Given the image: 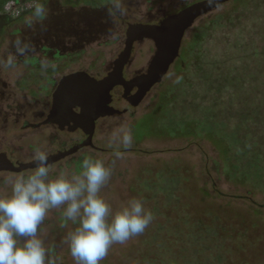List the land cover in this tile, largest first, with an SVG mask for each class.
I'll return each mask as SVG.
<instances>
[{
	"label": "rangeland",
	"instance_id": "obj_1",
	"mask_svg": "<svg viewBox=\"0 0 264 264\" xmlns=\"http://www.w3.org/2000/svg\"><path fill=\"white\" fill-rule=\"evenodd\" d=\"M93 1L99 5L112 0ZM147 1L117 0L110 25L105 21L98 26L84 19L81 36H73L63 44L62 56H75V60L79 56L83 68L88 70L92 63L88 56L93 50H101L107 41L113 43L105 54L108 56L112 51L116 55L121 26L125 21L145 17ZM243 2L264 7L261 0H232L208 13L192 27L193 42L188 49H181L175 64L178 68L185 63L188 69L179 72L174 68L147 104L127 109L125 124L115 115L97 122L93 141L99 151L94 157L112 169L109 181L101 189V197L113 212L129 199L140 198L154 217L142 234L124 244H114L100 264H143L142 261L149 260L151 251L159 253L161 260L169 259L170 249L177 251L173 259L181 262L190 257L189 261L196 263L199 252L195 250L204 249L201 260L210 262L206 264H218L223 257L221 264H264V118L260 121L261 112L264 117V56L245 59L239 66L243 77L231 92H225L217 101L201 99L203 83L196 85L195 95L191 92L194 97L188 98L190 105L184 98L173 105L172 100L177 96L171 98L180 85L194 82L193 46L199 31L206 30L211 35L215 22L240 16ZM29 4L20 6L14 14ZM128 5L133 8L128 10ZM262 9L255 5L233 22L241 28L256 26L257 42L232 43V46L240 50L252 47L264 50ZM220 49L218 40L212 49L215 56ZM233 55L241 54L234 52ZM110 61L105 57L97 62L102 75ZM184 93L188 95L189 90ZM236 104L248 108L236 109ZM126 107V102L117 105L119 110ZM196 113L198 118L192 120ZM251 121L256 124L255 128L250 129ZM125 137L130 139L128 146L124 144ZM57 152L52 147L48 154ZM29 157L25 155V159ZM80 163L55 164L50 167V176L55 178L60 170L78 172ZM16 176L5 174L0 178V195L10 193V184L5 181ZM74 227L71 222L61 227L59 209L48 213L40 235L50 250L53 264H75L68 245L63 242L66 233Z\"/></svg>",
	"mask_w": 264,
	"mask_h": 264
},
{
	"label": "flooded vegetation",
	"instance_id": "obj_2",
	"mask_svg": "<svg viewBox=\"0 0 264 264\" xmlns=\"http://www.w3.org/2000/svg\"><path fill=\"white\" fill-rule=\"evenodd\" d=\"M116 1L95 5L93 0H0V178H3L5 174H31L35 168L20 172L2 168L10 166L9 164L19 168L22 164L36 162L33 159L35 148H40L48 154L54 147L58 149L56 153L58 154L70 151L88 138V134L81 128L70 130L74 125L71 122L74 116L76 119L81 113L80 108L74 109L73 116L67 115L66 112L59 115L53 114L55 96L67 85L75 88L78 85L76 78L80 79L79 76L66 79L72 75L85 74L88 80L101 81L122 66L124 81L134 82L128 84L130 89L128 93L122 85L112 90L111 106L118 111L114 115L119 116L121 122L125 124L128 117L125 114L127 109L134 107L124 96L133 98L140 88L147 87L151 79L147 80L146 75L151 68L159 69L160 63L164 61L161 58L154 65L158 52L157 44L161 38L157 34L167 30L168 40L171 42L179 33V29L177 30L173 25L171 27V18L206 0L147 1V11L143 13L145 17L137 21H125L121 26L122 37L120 36L118 53L115 55L111 51L108 56L105 54L109 52V45L113 43V41H107L103 47L99 46L102 47L101 50H93L88 56L92 62L88 70L83 68L82 58L79 56L76 60L75 56H62L63 44H66L73 36H81L80 30L84 19H89L98 26L105 21L108 25L112 24V15L115 11L113 4ZM37 3L44 5L47 9L44 19L34 15ZM23 4L29 5L26 9L17 10L14 14V11L20 9L19 7ZM131 5H128V10L133 8ZM206 15L199 17L185 30L181 49H188L187 46L193 42L190 36L192 27ZM117 17L120 16L117 15ZM131 42L129 55H124L127 44ZM105 57L111 61L106 73L102 75L97 62ZM177 59L170 65L163 80L153 84L141 105L147 104L152 99L174 68L179 72L188 69L185 63H181L176 68ZM122 102H126L128 106L125 110L117 108V105ZM96 129L97 123L92 146L83 147L55 164L79 163L85 155L94 156L95 152L99 151L93 141ZM25 155L30 157L25 159ZM49 156L52 155L49 153Z\"/></svg>",
	"mask_w": 264,
	"mask_h": 264
},
{
	"label": "clouds",
	"instance_id": "obj_3",
	"mask_svg": "<svg viewBox=\"0 0 264 264\" xmlns=\"http://www.w3.org/2000/svg\"><path fill=\"white\" fill-rule=\"evenodd\" d=\"M34 15L44 19L47 9L37 3ZM129 143L125 137V146ZM33 159L31 174L5 181L10 193L0 195V264H53L40 235L52 209L60 210L62 228L75 225L63 240L75 264H100L114 244H124L152 223L153 213L142 199L133 197L113 212L101 197L112 175L103 160L85 155L78 172L60 170L53 178L46 151L35 148Z\"/></svg>",
	"mask_w": 264,
	"mask_h": 264
},
{
	"label": "water",
	"instance_id": "obj_4",
	"mask_svg": "<svg viewBox=\"0 0 264 264\" xmlns=\"http://www.w3.org/2000/svg\"><path fill=\"white\" fill-rule=\"evenodd\" d=\"M232 0H206L193 5L188 8L180 15L171 18L170 25L179 29L177 36L169 42L168 31L165 30L157 35L161 36L158 41L157 47V57L154 60V65L162 58L164 61L161 62V67L159 69L151 68L149 74L146 75V79H151L150 83L145 88H140V91L133 98H124L127 102L134 108L138 107L147 92L151 89L153 84L159 83L163 80L164 76L167 74L170 65L174 62L176 58L180 55V50L182 46V39L185 30L192 26V24L201 16L206 15L214 10L219 9L221 6L229 3ZM168 24V23H167ZM166 24V25H167ZM165 27V26H164ZM170 27V26H168ZM170 27V28H171ZM140 29V28H134ZM131 43L127 44V48L124 55H129L131 50ZM79 76L78 85L75 87L66 86L55 96L54 100V112L53 114L59 115L67 113V115H75L74 109L80 108L81 113L75 116L71 122L74 123L71 131L81 128L85 133L88 134V138L80 145L72 148L67 152H60L48 157V165H53L66 156L77 152L79 149L87 146H92V138L95 131L96 123L99 119L112 116L118 111L111 106L112 103V90L118 86L122 85L125 87L126 93L129 92L128 84L133 82H125L122 75V66L117 71L109 74V76L101 81L88 80L89 78L85 74L72 75L68 78H75ZM83 78H82V77ZM70 123V122H68ZM37 162H32L29 164H22L19 168H14L12 164L8 167H3L2 169L20 172L27 169H33L36 167Z\"/></svg>",
	"mask_w": 264,
	"mask_h": 264
},
{
	"label": "trees",
	"instance_id": "obj_5",
	"mask_svg": "<svg viewBox=\"0 0 264 264\" xmlns=\"http://www.w3.org/2000/svg\"><path fill=\"white\" fill-rule=\"evenodd\" d=\"M261 0L260 3H262ZM243 7L238 12L240 16L238 17H232L227 19H221V21L215 22L213 24V27L211 29V35L206 30L199 31V36L196 38L194 42V82L192 83H184L179 86V88H176V91L173 92L172 96H177L175 99H173L172 104L175 105L177 101L180 98H184L187 100V104H191V99H188L189 97H194L195 91H196V85L198 83H203L205 85L204 90L202 92L201 99L205 102L211 101H217L221 95H223L225 92H231L235 86V83L237 80L243 77V73H241L239 66L241 63L250 57H254L256 55H259L261 57L264 56V50H256L254 47H252L250 50H240L238 47L232 46V43H239V44H249L251 45L253 41L257 42V38H255V33L257 31L256 26H247L244 28H241L239 26H234V20L235 18L241 19L243 17V13H245L248 10H251L255 5H259V7H264L260 4L256 3H250V4H244L242 3ZM223 22V23H222ZM218 27V29H217ZM218 40L221 44V49L218 51L217 55H214V51L212 50L215 48ZM203 45L206 48V51L203 47ZM213 51V52H212ZM240 53L241 55H233V53ZM208 67H211V70L208 69ZM213 67V68H212ZM264 83V82H263ZM185 90H189L188 95L184 93ZM178 91V92H177ZM192 92V94H191ZM178 94V95H177ZM184 94V96H183ZM174 98V97H173ZM247 109L248 107H243L242 104H236V109ZM254 110V109H253ZM260 112V110L258 109ZM259 115V113H258ZM260 116H258L259 120L262 121L264 118L262 115V112L260 113ZM199 116L197 113L192 115V120H196ZM196 117V118H193ZM231 120H235L232 116H229ZM264 123V120H263ZM254 126H252V125ZM250 129L255 128L256 124H254L253 121L250 123ZM263 124L259 125L258 127L261 128ZM247 128V127H245ZM216 233L213 235L215 238ZM221 237H224L221 235ZM172 252V255L169 259L161 260L159 258V253H156V251H151V255L149 257V260L146 262L145 260L142 261L143 264H206L210 263L208 260H201L204 259L202 256L205 255L204 249L202 250H195V252L198 253L199 261L196 263L189 261L190 257H188L185 261L181 262L180 260H174L175 257L174 253H177L175 249H170ZM219 260L218 264H221L223 259ZM198 260V259H197ZM229 264V262H228Z\"/></svg>",
	"mask_w": 264,
	"mask_h": 264
}]
</instances>
